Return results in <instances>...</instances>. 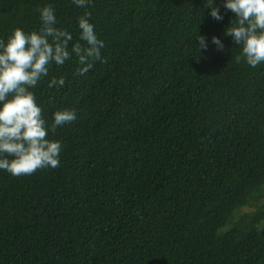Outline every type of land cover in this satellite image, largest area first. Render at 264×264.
I'll return each instance as SVG.
<instances>
[{
	"label": "trees",
	"instance_id": "obj_1",
	"mask_svg": "<svg viewBox=\"0 0 264 264\" xmlns=\"http://www.w3.org/2000/svg\"><path fill=\"white\" fill-rule=\"evenodd\" d=\"M49 3L77 39L71 0H0V37ZM214 6L220 22L205 0H93L103 62L36 90L49 122L77 113L50 137L60 166L0 170V264H264V65L235 62Z\"/></svg>",
	"mask_w": 264,
	"mask_h": 264
},
{
	"label": "clouds",
	"instance_id": "obj_2",
	"mask_svg": "<svg viewBox=\"0 0 264 264\" xmlns=\"http://www.w3.org/2000/svg\"><path fill=\"white\" fill-rule=\"evenodd\" d=\"M83 9L77 17L78 38L59 27L53 4L37 7L39 27L32 31L17 27L6 37H0V170L12 176L31 175L37 170L60 166L62 141L51 139L57 128L77 120L75 109L63 108L52 112L51 122L38 101L36 90L43 84L47 89H61L66 77L54 69L75 60L73 75H84L93 61H102L104 42L91 22L89 10L93 0H71ZM208 15L215 21L224 19L215 0H205ZM233 19L224 28L223 37L239 48L234 59L251 68L264 65V0H222ZM198 52H207L209 45L217 52L225 48L222 37L199 35L194 40ZM51 103V98L50 101Z\"/></svg>",
	"mask_w": 264,
	"mask_h": 264
},
{
	"label": "rangeland",
	"instance_id": "obj_3",
	"mask_svg": "<svg viewBox=\"0 0 264 264\" xmlns=\"http://www.w3.org/2000/svg\"><path fill=\"white\" fill-rule=\"evenodd\" d=\"M254 210L252 209H249V208H246L243 210L244 213H250V212H253Z\"/></svg>",
	"mask_w": 264,
	"mask_h": 264
}]
</instances>
